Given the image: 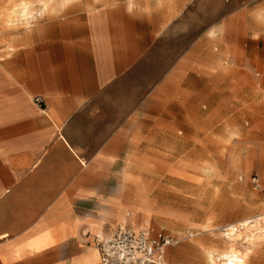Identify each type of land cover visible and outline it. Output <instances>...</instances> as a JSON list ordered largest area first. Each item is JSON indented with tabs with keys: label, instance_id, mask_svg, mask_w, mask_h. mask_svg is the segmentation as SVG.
I'll list each match as a JSON object with an SVG mask.
<instances>
[{
	"label": "crops",
	"instance_id": "1",
	"mask_svg": "<svg viewBox=\"0 0 264 264\" xmlns=\"http://www.w3.org/2000/svg\"><path fill=\"white\" fill-rule=\"evenodd\" d=\"M60 4L30 19L14 50L0 47V264H100L95 235L109 234L128 202L129 144L191 123V96L163 91L191 86L193 46L212 27L217 41L243 29L244 51L264 37L241 10L225 16L223 0ZM196 5L210 10L206 30L160 61L161 45L190 37ZM172 252L171 264L204 259Z\"/></svg>",
	"mask_w": 264,
	"mask_h": 264
},
{
	"label": "rangeland",
	"instance_id": "2",
	"mask_svg": "<svg viewBox=\"0 0 264 264\" xmlns=\"http://www.w3.org/2000/svg\"><path fill=\"white\" fill-rule=\"evenodd\" d=\"M48 1L42 10L41 0H0V47L14 50L12 41L30 19L41 11L64 8L60 0ZM223 2L225 16L241 10L256 27L254 35L264 36V0ZM23 8L27 15L20 14ZM209 13L206 6H193L190 37L161 45L160 61L178 55L189 40L194 43L206 30L203 19ZM235 29H222L218 41L215 28L208 29L205 44L193 46L191 86L184 90L178 84L168 85L163 91L191 96L190 125H177L173 133H145L144 144H129L128 202L117 220L131 211L137 225L147 220L154 230L181 237L193 232L167 249V264L175 248L204 255L202 260L191 258L192 264H216L228 248L243 255L242 264L264 254V37L244 51L237 44L243 29ZM252 177L257 178L259 190ZM257 217L254 227L223 236L221 227ZM208 251L213 252L212 261Z\"/></svg>",
	"mask_w": 264,
	"mask_h": 264
},
{
	"label": "built area",
	"instance_id": "3",
	"mask_svg": "<svg viewBox=\"0 0 264 264\" xmlns=\"http://www.w3.org/2000/svg\"><path fill=\"white\" fill-rule=\"evenodd\" d=\"M34 102L42 104L39 96ZM255 189L261 188L256 177L251 178ZM259 218L238 224L223 226L220 229L224 237H231L245 227H254ZM193 236L186 231L184 236H174L163 230H154L147 224L136 225L132 221L131 211H125L116 227L109 233H97L94 244L100 255V264H167L166 250L179 244L183 239Z\"/></svg>",
	"mask_w": 264,
	"mask_h": 264
},
{
	"label": "bare ground",
	"instance_id": "4",
	"mask_svg": "<svg viewBox=\"0 0 264 264\" xmlns=\"http://www.w3.org/2000/svg\"><path fill=\"white\" fill-rule=\"evenodd\" d=\"M46 5H48V4H46ZM25 10L26 9L23 8L20 11V14L22 16L26 14V11ZM259 218H262V216L259 217ZM134 224H135V222H134ZM217 261H218V263H216V264H242L244 262V257H243V255L239 254L238 251H236L235 249L228 248L227 250H225V251H223V252L220 253V256L218 257Z\"/></svg>",
	"mask_w": 264,
	"mask_h": 264
}]
</instances>
